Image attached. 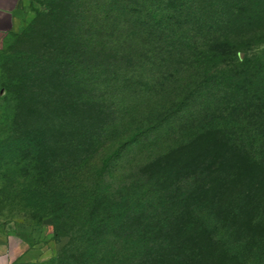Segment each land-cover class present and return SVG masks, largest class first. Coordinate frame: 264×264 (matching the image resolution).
<instances>
[{"label":"trees","instance_id":"16d2710c","mask_svg":"<svg viewBox=\"0 0 264 264\" xmlns=\"http://www.w3.org/2000/svg\"><path fill=\"white\" fill-rule=\"evenodd\" d=\"M75 1L88 36L109 39L92 49L101 47L110 70L116 61L122 73H106L119 89L102 94L107 106L92 121L78 119L90 106L32 109L65 113L56 125L41 114L43 132L68 130L65 144L58 135L45 136L55 149L66 148L57 164L71 161L45 190L56 235L69 239L50 264H264V248L247 255L234 243L222 253L220 239H213V253L205 256L173 242L169 224L181 215L171 213L181 208L170 204L199 187L205 167L175 177L160 164L182 146L210 138L217 142L210 153H231L239 161L226 167L224 188L239 181L264 191V0ZM199 41L206 47L197 48ZM224 45L230 52L218 50ZM222 54H232L235 64H218ZM170 87L179 100L163 105ZM253 199L264 215V193ZM210 209L199 214L220 224ZM160 231L165 236L158 237Z\"/></svg>","mask_w":264,"mask_h":264},{"label":"rangeland","instance_id":"374dc122","mask_svg":"<svg viewBox=\"0 0 264 264\" xmlns=\"http://www.w3.org/2000/svg\"><path fill=\"white\" fill-rule=\"evenodd\" d=\"M75 5V0H32L30 15L23 29L0 44V237L34 232L43 242L52 239L50 243L56 249L55 259L69 239L56 235L55 213L45 197V190L55 187V176H59L71 161L69 164H57L58 160L54 159H60L66 148L58 147L57 150L47 142L45 136L56 138L58 134L52 128L43 132L39 126L42 113H34L32 109L44 104L62 112L64 108L90 106L93 110L79 115L78 119L92 121L107 106L102 94L119 89L110 86L108 76L122 73L118 70L122 66L116 61L110 70L109 54L101 47L92 49V44L101 45L109 39L106 35L89 37L88 29L77 16ZM196 46L202 49L206 43L199 41ZM218 50L227 53L229 48L224 45ZM222 55L224 60L220 59L218 64H235L232 54ZM98 63L100 65L95 68ZM214 63L217 64L216 61ZM98 73L100 77L96 75ZM154 74L160 77L163 73ZM170 75L176 76L177 73ZM120 78L123 75L118 76ZM138 83L136 91L140 87ZM130 91L133 92L132 89ZM178 100L176 90L170 87L163 105ZM42 116L49 124L55 125L66 117L64 112L56 115L50 112V116L43 113ZM67 131L58 135L57 141L62 139L65 144ZM215 143L209 138L194 145H184L178 153L160 163L164 165L165 162L167 174L175 177L189 175L205 167L199 187L187 194V199L174 198L170 204V207L181 208L180 213L174 209L171 217L175 219L180 214L181 218L169 224V233L173 242L186 250L196 251L197 255H211L213 252L208 251L214 245L213 239H220L221 245L218 244L222 253L223 249L235 243L242 244L248 255L264 248V215L256 210L253 201L264 191L255 193L252 189L247 190L246 184L241 185L239 181L224 188L222 177L227 175L226 167L237 166L239 161L231 153L218 154V150L210 153L207 149ZM66 155L72 157L71 153ZM154 171L159 173L162 170ZM211 186L212 190L209 189ZM216 186L219 187L217 190ZM249 195L252 197L245 200ZM243 196L241 203L233 202L234 198ZM207 208H211L220 224H208L199 214ZM156 234L165 236L161 231Z\"/></svg>","mask_w":264,"mask_h":264},{"label":"crops","instance_id":"0c3cea01","mask_svg":"<svg viewBox=\"0 0 264 264\" xmlns=\"http://www.w3.org/2000/svg\"><path fill=\"white\" fill-rule=\"evenodd\" d=\"M32 0H0V44L21 31L30 15ZM51 240L34 232L0 237V264H50L56 257Z\"/></svg>","mask_w":264,"mask_h":264}]
</instances>
